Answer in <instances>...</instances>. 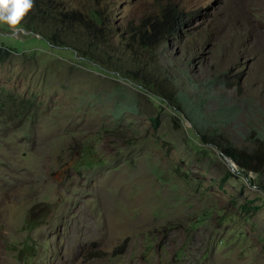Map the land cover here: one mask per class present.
I'll list each match as a JSON object with an SVG mask.
<instances>
[{"label":"rangeland","instance_id":"rangeland-1","mask_svg":"<svg viewBox=\"0 0 264 264\" xmlns=\"http://www.w3.org/2000/svg\"><path fill=\"white\" fill-rule=\"evenodd\" d=\"M47 2L0 26V264H264V172L219 148L264 141V0H169L155 43L156 0Z\"/></svg>","mask_w":264,"mask_h":264},{"label":"trees","instance_id":"trees-1","mask_svg":"<svg viewBox=\"0 0 264 264\" xmlns=\"http://www.w3.org/2000/svg\"><path fill=\"white\" fill-rule=\"evenodd\" d=\"M156 3H158L159 8L157 9L156 15L150 21L151 23L143 25L142 27L139 26L136 29L138 37L143 39L144 42L155 43L176 35L188 20L185 18L184 13L177 9L174 4L170 3L169 0H164V2L156 0ZM49 7L50 3L47 0H34V7L25 16L21 26L26 27L34 21H37V17L42 12H49ZM163 98L166 101L169 100L166 95ZM219 148L221 153L231 159L236 165L237 172L245 175L248 173L259 174L264 172L263 140L256 139L251 146L246 148H234L231 146ZM126 242V239H123L119 245L110 251V255L113 256L121 253L125 248ZM106 254V252L101 250L92 249L85 252L84 258L91 259L105 256Z\"/></svg>","mask_w":264,"mask_h":264},{"label":"clouds","instance_id":"clouds-1","mask_svg":"<svg viewBox=\"0 0 264 264\" xmlns=\"http://www.w3.org/2000/svg\"><path fill=\"white\" fill-rule=\"evenodd\" d=\"M34 7V0H0V26L11 34L24 31L22 21Z\"/></svg>","mask_w":264,"mask_h":264},{"label":"water","instance_id":"water-1","mask_svg":"<svg viewBox=\"0 0 264 264\" xmlns=\"http://www.w3.org/2000/svg\"><path fill=\"white\" fill-rule=\"evenodd\" d=\"M224 158H226V159L228 160V162H229V166L232 167V163H233V162L231 161V159H229V158L226 157V156H224Z\"/></svg>","mask_w":264,"mask_h":264}]
</instances>
